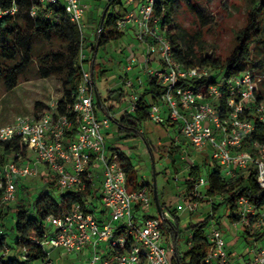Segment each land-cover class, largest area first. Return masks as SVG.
<instances>
[{
  "label": "built area",
  "instance_id": "2783aa9c",
  "mask_svg": "<svg viewBox=\"0 0 264 264\" xmlns=\"http://www.w3.org/2000/svg\"><path fill=\"white\" fill-rule=\"evenodd\" d=\"M38 2L43 7L59 5L76 26L80 35L75 65L79 80L73 101L64 113L58 112L57 102L38 116H16L0 126V146L18 142L26 149L23 155L11 153L0 165V203L16 201L18 183L37 177L39 166L44 165L55 179L59 196L86 194L81 202L45 217V235L35 243L45 253L46 264H51L48 247L86 253L87 264H171L173 249L164 247V228L158 215L150 214L151 190L128 187L118 152H110L105 142L114 115L109 105L99 108L96 103L98 94L84 50L88 46L91 49L90 44L85 45L83 22L88 6L80 0ZM156 2L126 0L122 5L125 12L115 23L116 33L123 35L130 28L142 45V62L131 53L123 67L120 90L128 97L126 111L134 112L141 95L154 83L164 92L155 100L151 94L146 96L149 121L174 124L193 150L208 154L210 163L225 179L244 178L255 171L256 183L264 190V143L246 145L255 123L264 126V101H258L264 75L248 69L224 79L207 65L184 66L178 62L167 37L168 26L161 23L163 8L160 15L154 13ZM17 12L14 3L7 9L0 8V20L14 17ZM30 15L34 16L35 11ZM135 67L140 69L139 76L128 78ZM189 81L197 84L180 86ZM99 109L101 117L97 115ZM207 189L208 179L199 177L189 195L201 200L206 198L203 191ZM100 190L102 194L98 195ZM214 198H207L211 219ZM185 203L192 213L198 202ZM235 206L233 215L238 220L231 225L244 226L251 240L243 244L244 250L233 254L224 232L211 222L204 264H264V207L256 209L244 196L236 200ZM48 227L54 231L50 233Z\"/></svg>",
  "mask_w": 264,
  "mask_h": 264
},
{
  "label": "rangeland",
  "instance_id": "374dc122",
  "mask_svg": "<svg viewBox=\"0 0 264 264\" xmlns=\"http://www.w3.org/2000/svg\"><path fill=\"white\" fill-rule=\"evenodd\" d=\"M117 1L119 4L115 10H118L126 2V0ZM80 2L88 6V11L83 20L85 45H88L93 43L95 29L102 17L107 0H80ZM193 6L202 11L206 24L202 26L198 18L192 13V8L181 3L173 14L169 26L172 34L184 35V40L179 42L180 48L185 50V44H187L195 54L204 53L209 57H227L234 45L235 34L245 24L249 9L248 0H202L193 1L191 7ZM123 35L121 38L109 41L97 50L96 65L100 66V70L95 71V87L101 104L109 105L111 113L114 114L110 119L105 142L109 148L118 149L119 157L129 158L140 183L149 184L147 189L151 187L153 190L155 187L158 202L163 212L170 218L172 215L179 218L180 234L176 247L177 252L183 255L190 247L189 239L192 232L188 227L201 221L210 211V202L207 198L200 200L189 195L185 184L189 168L193 165H199L200 174L198 178L208 179L207 171L213 170L214 165L203 160V154L206 153L197 152L198 154H196V151L190 147L188 140L182 137L177 130H168V126L146 121L140 127L142 128V136L135 135L134 137H127L125 133L117 130V121L121 117L119 111L122 109L121 107H127L128 97L126 93H123L124 101L117 108L112 107L111 102L107 101V91L118 90V85L125 73L123 67L128 54L133 53L140 62L143 60L142 55H140L142 45L134 39L132 30L128 28ZM59 48V43L56 40H49L45 37L36 38L33 41V58L19 75L17 86L11 91H6L0 85V126L12 122L16 116H33L35 113H41L59 101L62 97L60 77H43L38 62L39 58L46 54L51 55ZM127 48L128 51H126ZM84 50L88 60H90L89 46ZM253 59L255 62L264 61V43L255 48ZM100 71L103 72V76L99 74ZM260 73L264 75V69H261ZM127 76L132 79L131 73ZM146 100L149 103V99ZM97 115L101 117V109L98 110ZM177 147L180 149L178 153L174 152ZM29 155L33 157V154L30 153ZM17 187L18 199L16 201L0 203V215L4 216L2 222L5 224V228L10 224L13 209L22 204L25 207L28 206L30 210L33 197L41 190L49 191L57 204L61 202L55 179L44 165L39 166L37 177L19 182ZM205 193L204 190L203 195ZM101 194L102 190L98 192V195ZM151 194L153 211L150 214L157 215L152 191ZM198 200L202 202H198ZM224 201L225 196L218 195L211 203L212 209L217 205L219 206L205 229L206 239L212 222V226H217L225 231V239L229 242L231 249L242 251L245 248L243 244L248 243L252 237H246L244 226L232 227L233 221L229 219V216L234 213L228 211L227 207L224 206ZM185 202L198 203L196 209L191 213ZM30 215L32 216L31 213ZM48 230L52 233L54 228L48 227ZM7 233L6 243L10 255L15 256L23 264H46L45 258L27 262L25 256L14 248L16 235L10 231ZM163 245L167 250H174L172 241L167 238L165 232ZM46 251L49 253L48 259L51 264H87L88 256L86 253H68L62 248L50 247Z\"/></svg>",
  "mask_w": 264,
  "mask_h": 264
},
{
  "label": "trees",
  "instance_id": "16d2710c",
  "mask_svg": "<svg viewBox=\"0 0 264 264\" xmlns=\"http://www.w3.org/2000/svg\"><path fill=\"white\" fill-rule=\"evenodd\" d=\"M193 1L202 0H157L154 7L155 15H160L161 8H163L161 23L168 26L167 37L173 46L176 60L184 66L207 65L212 70L220 73L224 79H230L248 69H256L260 73L261 69H264V61L258 60L255 62L253 56L255 48L264 43V0H248L249 9L245 24L235 34L232 50L225 58L209 57L204 53L195 54L187 44H185V50L181 49L179 42L184 40V35H176L170 32L169 26L172 22V16L181 3H185L192 8V13L198 18L201 25L205 26L206 21L203 19L202 11L194 6L191 7ZM13 3L18 8L17 14L14 17H4L0 20V85L6 91H11L17 86L19 75L33 58L32 44L36 38L45 37L49 40H56L59 43V50L51 55H44L38 59V62L43 77L59 76L62 81V97L59 99L57 106L58 112L62 114L66 111L67 106L72 103L79 80L75 69L80 47L79 32L59 5L43 7L38 0H0V8L7 9ZM118 4L117 0H107L104 9L106 10L105 17L102 21L100 18L95 29L93 45H90L91 58L89 60L90 74L93 80H95V71L100 70V66L96 65L98 48L122 36L114 31L116 21L125 12L122 6L115 10ZM31 11H35L34 16L30 15ZM99 74L103 76V72L100 71ZM196 84V81H189L183 82L180 86L190 87ZM163 92L164 89L155 87L154 83H150L149 90L141 95L137 109L132 113L125 111L117 121V130L125 133L127 137L142 136L139 129L148 120L149 103L146 96L151 94L155 100ZM99 101L100 105L98 106L102 108L100 97ZM107 101L111 102L112 107H117L124 101V94L119 90H108ZM258 101H264V81L260 84ZM221 104L223 108V99ZM39 114L35 113L34 116ZM169 127L176 128L174 124L169 125ZM254 141L264 143V126L258 122L255 123L254 133L246 140V145ZM109 150L112 153L118 152L116 148H109ZM179 151V147L174 150L177 153ZM11 153L23 155L26 153V149L18 142L0 146V165L6 161ZM120 162L130 189L135 190L150 186L147 183L139 182L129 158L120 157ZM207 173L208 189L206 198H213L218 195L225 196L224 206L227 207L230 213L236 210L235 202L242 196L247 198L256 209L264 207V190H261L256 183L255 171L251 170L244 178L234 179L223 178L216 167L211 171H207ZM199 174V165L190 166L188 178L185 181L188 192L193 188ZM149 189L152 191L151 187ZM1 195L2 191H0V198ZM84 196L86 194L67 193L66 195H60L61 204H57L49 191L41 190L33 197L30 210L28 206L25 207L22 204L13 209L10 224L7 228L2 222L4 216L0 215V264H23L15 256L9 254L10 250L6 243L8 231L16 235L14 248L25 256L27 262L44 259L45 253L35 242L41 240L45 235V217L57 212L61 207L65 209L75 202H81V198ZM198 202L202 201L198 200ZM218 206L212 209V215L215 214ZM162 213H164L163 210ZM171 218L173 221L167 219L164 215L159 218L164 232L167 238L172 241L174 248L173 254L170 256V263L204 264L208 249L205 229L209 225L212 216L207 214L201 221L188 227L192 232L189 239L190 247L183 255L177 252L176 247L180 234V220L176 215H172ZM229 219L237 221L238 217L230 215ZM245 235L246 237L251 236L247 230H245ZM6 249L7 252H5Z\"/></svg>",
  "mask_w": 264,
  "mask_h": 264
},
{
  "label": "crops",
  "instance_id": "0c3cea01",
  "mask_svg": "<svg viewBox=\"0 0 264 264\" xmlns=\"http://www.w3.org/2000/svg\"><path fill=\"white\" fill-rule=\"evenodd\" d=\"M124 35H122L121 37H123ZM90 45H93L92 43L90 44ZM91 50V49H90ZM126 51H128V48L126 49ZM129 52H132V51H130L129 50ZM131 55V53L130 54H128L127 56H130ZM127 56H126V59H127ZM126 61V60H125ZM124 61V62H125ZM88 68H89V71H90V66H89V60H88ZM131 77H132V79H135L136 77H138L139 76V74H140V69L138 68V67H135L131 72ZM123 78H121V80H122ZM95 81V80H94ZM120 83H119V85H118V90H120ZM115 90V89H114ZM121 91V90H120ZM122 92V91H121ZM124 93V92H123ZM98 94V93H97ZM117 108V107H116ZM122 109H120V113H121V116H122V114L127 110L126 109V107H121ZM110 110H111V108H110ZM113 114V113H112ZM114 115V114H113ZM121 118V117H120ZM147 121H149V120H147ZM146 122V121H145ZM144 122V123H145ZM169 124V123H168ZM166 124L165 126H168L169 127V125H172V124ZM143 125V124H142ZM142 127V126H141ZM141 130H142V128H140ZM168 130H171V131H175L176 130V128L175 129H172V128H170L169 127V129ZM199 153V152H198ZM197 152H196V154H198ZM204 153H206V152H204ZM196 158H197V155L195 156ZM203 160L204 161H208L209 163H210V160H209V157H208V154L206 153L205 155L203 154ZM209 205V204H208ZM210 209V208H209ZM163 214H165V213H163ZM223 232H225L224 230H222ZM224 237H225V233H224ZM226 241H227V239H226ZM228 243V249H229V251L231 252V253H233V254H235L236 252H237V250H233V249H231V247H229V242H227Z\"/></svg>",
  "mask_w": 264,
  "mask_h": 264
},
{
  "label": "water",
  "instance_id": "95a60500",
  "mask_svg": "<svg viewBox=\"0 0 264 264\" xmlns=\"http://www.w3.org/2000/svg\"><path fill=\"white\" fill-rule=\"evenodd\" d=\"M105 13H106V10L103 11V14H102V17H101V21L105 17ZM96 103L98 105H100V101H99L98 95H96ZM152 193H153V201H154V204H155V207H156V210H157V215H158L159 218H162L163 217V213H162V210H161L159 202H158V198H157V193H156L155 187L153 188Z\"/></svg>",
  "mask_w": 264,
  "mask_h": 264
}]
</instances>
